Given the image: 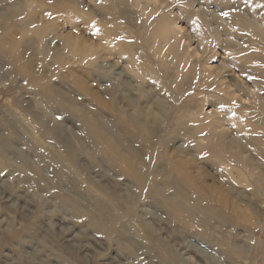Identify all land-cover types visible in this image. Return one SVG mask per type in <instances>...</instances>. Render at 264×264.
<instances>
[{
    "label": "rangeland",
    "instance_id": "374dc122",
    "mask_svg": "<svg viewBox=\"0 0 264 264\" xmlns=\"http://www.w3.org/2000/svg\"><path fill=\"white\" fill-rule=\"evenodd\" d=\"M257 18L264 0H0V264H264Z\"/></svg>",
    "mask_w": 264,
    "mask_h": 264
},
{
    "label": "bare ground",
    "instance_id": "6f19581e",
    "mask_svg": "<svg viewBox=\"0 0 264 264\" xmlns=\"http://www.w3.org/2000/svg\"><path fill=\"white\" fill-rule=\"evenodd\" d=\"M39 1H41V2H46V0H39ZM236 7V6H235ZM237 8H238V11H239V9L241 8V6H237ZM236 8V9H237ZM242 11H243V13L246 15V16H248L249 17V15L246 13V10L245 9H241ZM112 11V10H111ZM114 11V10H113ZM105 13H107L106 11H105ZM112 13H115V11L114 12H110V14L111 15H114V14H112ZM238 13V12H237ZM109 14V13H108ZM124 14V13H123ZM122 14V15H123ZM232 14V13H231ZM86 15V14H85ZM235 15V14H234ZM83 16V15H82ZM88 16V15H87ZM231 16V15H230ZM246 16H244V17H246ZM90 17V16H89ZM88 17V18H89ZM125 17H126V14H125ZM247 17V18H248ZM86 18V17H85ZM251 18V17H250ZM35 18H34V14L31 16V18H30V20H29V25L31 26L32 24H38V23H36L37 22V19L36 20H34ZM91 19V18H90ZM89 19V20H90ZM120 19V18H119ZM126 19H127V17H126ZM93 20V19H92ZM253 22H255L254 23V25L253 26H255V27H261L260 25H262V22H261V20L259 19V18H257L256 20H252ZM90 22V21H89ZM93 22H91V24H92ZM26 25H27V23H26ZM90 25V24H89ZM40 26V25H39ZM92 26H93V24H92ZM263 27H264V25H262ZM91 26H89V28H90ZM250 29V28H249ZM253 29V28H252ZM38 32H37V34H38V36L41 38V39H45V37H47V31H48V29L46 28V27H43V28H40V29H38L37 30ZM106 31H108V29L106 28L105 30H104V36L105 37H107V38H109L110 37V32L108 31V33L106 32ZM251 32V31H250ZM252 33H253V31H252ZM249 34V33H248ZM254 34V33H253ZM229 35V34H228ZM232 36V35H231ZM255 36V35H254ZM261 38V37H260ZM220 39V38H219ZM226 39H228V38H226ZM222 40V39H221ZM224 40V39H223ZM230 41H233V40H231L230 39ZM66 42H67V44L70 46V48L72 49V51H73V54H77V55H83V54H86V53H88V52H92L93 50L92 49H86L85 47H84V42L82 41V39L81 38H79V37H76L75 39H70V38H66ZM222 42V41H221ZM225 42V41H224ZM223 43V42H222ZM236 43H237V41H236ZM235 43V44H236ZM238 43H240L239 41H238ZM225 44V43H224ZM237 45H239L240 46V44H237ZM91 50V51H90ZM196 50V49H195ZM197 51V50H196ZM195 53V52H194ZM197 55V54H196ZM203 55V54H202ZM18 56V55H17ZM198 56V55H197ZM22 57H20V59H19V63L21 62V59ZM18 61V60H17ZM32 60H30L28 63L29 64H27V65H25V66H22V67H19V65H18V70L20 71V72H22V73H24L25 75H28L29 73H33V69H34V64H33V61L31 62ZM23 63L21 62V65H22ZM90 64V63H89ZM96 64V61H94V62H92L91 64H90V66H94ZM24 65V64H23ZM91 72V71H90ZM41 73L43 74V75H45V71H43V69H42V71H41ZM224 73V72H223ZM232 81H234V82H236L238 85H240L241 84V82H240V80L237 78V77H234V78H232ZM228 88H231V86H229ZM230 90H232V88L230 89ZM55 97H57V96H55ZM59 98V97H58ZM263 101V100H262ZM262 103V102H261ZM259 104H260V102H259ZM262 104H264V103H262ZM261 104V105H262ZM263 106V105H262ZM261 111H262V114H261V112H260V114L261 115H264V108H262L261 109ZM119 113V112H118ZM131 114V113H130ZM260 114L258 115L259 117H260ZM123 117V116H122ZM258 117V118H259ZM263 117H261V119H262ZM215 126V125H214ZM217 126V125H216ZM215 126V127H216ZM221 125H219V127L218 128H221L220 127ZM212 128V127H211ZM213 130H214V128H212ZM215 129H217V128H215ZM221 130H223V128H221ZM217 131H219L218 129H217ZM222 132H224V130L222 131ZM222 132H220L221 134H222ZM216 134V133H215ZM219 134V133H218ZM220 134V135H221ZM224 135V134H223ZM222 136V135H221ZM218 137H219V135H218ZM226 137V139H227V135L225 136ZM231 137V136H230ZM221 138V137H220ZM222 138H224V137H222ZM232 139V138H231ZM242 140V139H241ZM233 141H235V140H233ZM237 141V140H236ZM235 141V142H236ZM231 142V141H230ZM106 147L108 148V149H112V146L109 144V143H106ZM216 150H218V149H216ZM92 151H93V153L95 154V155H98V154H100L101 152H100V150H99V147L97 146V144H94L93 143V148H92ZM246 154V153H245ZM248 154V153H247ZM241 155H243V154H241ZM239 157V156H238ZM241 157V156H240ZM246 160V159H245ZM249 161V160H248ZM248 161H246V162H248ZM252 161H254V159H252ZM260 161H262V160H260ZM243 163H244V161H243ZM242 164V163H241ZM246 165L248 166V163H246ZM257 165V164H256ZM246 166V167H247ZM248 171H249V169H247ZM252 172V171H251ZM257 175V174H256ZM186 176H187V174H186ZM259 177V176H258ZM257 178V177H256ZM255 178V179H256ZM258 179V178H257ZM259 179H260V177H259ZM255 181H257V180H255ZM259 183V182H258ZM255 184H257V183H255ZM261 184H259V186H260ZM141 195H142V193H141ZM83 216H85V215H83ZM87 216V215H86ZM89 216V215H88ZM89 219H91V223L93 222V220L94 219H96V218H93L92 216H90L89 217ZM99 224V221L98 220H96V222H94V223H92V224Z\"/></svg>",
    "mask_w": 264,
    "mask_h": 264
}]
</instances>
